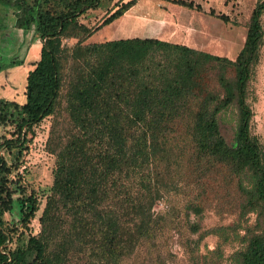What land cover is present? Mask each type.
<instances>
[{"label":"trees","instance_id":"trees-1","mask_svg":"<svg viewBox=\"0 0 264 264\" xmlns=\"http://www.w3.org/2000/svg\"><path fill=\"white\" fill-rule=\"evenodd\" d=\"M100 1L0 0L14 28L40 42L25 76L23 102L0 101V126L9 127L0 136V264H143L138 251L145 244L155 250L161 227L152 200L177 194L181 185L199 189L185 205L193 216L200 218L205 190L213 186L234 216L231 225L201 233L197 224L188 225L198 234L185 245L188 264H222V247L233 242L239 248L228 264H264V148L250 133L247 104L264 35V0L251 10L233 60L153 38L82 45L137 0L121 1L97 27L87 28L80 18ZM157 1L200 11L189 0ZM76 35L82 39L66 59L60 40ZM4 55L0 49V68L15 63ZM61 104L67 121L61 133L52 127L47 138L54 167L39 231L26 235L39 203L11 175L21 167L34 128L56 116ZM229 110L236 118L231 143L219 132V115ZM14 204L21 231L4 220ZM209 235L218 242L200 254V241ZM145 259L167 264L155 251Z\"/></svg>","mask_w":264,"mask_h":264},{"label":"rangeland","instance_id":"rangeland-1","mask_svg":"<svg viewBox=\"0 0 264 264\" xmlns=\"http://www.w3.org/2000/svg\"><path fill=\"white\" fill-rule=\"evenodd\" d=\"M121 1L125 3L128 0H101L96 9L88 11L80 18V23L91 29L97 27ZM189 1L199 6L200 11L183 9L157 0H137L119 19L97 30L83 41L82 45L119 39L153 38L233 60L243 44L250 12L260 0ZM209 13L214 16H210ZM215 16H224L226 22ZM13 23L14 18L10 9L0 6V49L4 51L6 62L15 60L13 65L0 68V101H14L21 104L25 76L38 58L40 42L31 32L22 34L23 32L14 28ZM260 23L264 31V14ZM81 39V35L61 38L60 55L67 59L74 44ZM247 104L252 114L250 133L264 148V35L259 49L258 63L248 84ZM63 105L58 108L56 116L42 120L34 128L35 136L28 145L21 167L17 170V175L15 173L11 175V179L16 180L27 193L33 191L39 203L35 218L30 222L27 231H24L26 235H35L39 231L37 218L51 185L54 167V156L48 152L46 143L52 127L61 133L66 125L67 118ZM235 120L234 110L219 115V132L227 143L232 142ZM8 129L9 127L0 126V136L5 135ZM178 189L177 194L170 191L168 195L152 200L151 211L153 217L160 221L161 227L153 243L155 250L147 248L148 244L142 246L138 251V263L149 264L146 263L145 258L149 252L152 254L155 251L167 261V264H188L185 245L188 241L197 240L198 235L191 234L188 225L197 224L201 233L213 227L228 226L233 223L234 216L227 212L228 209L224 208L223 204H220L224 195L215 186L208 189L209 192L207 188L205 190L208 198L200 218L185 210L186 203L199 194L198 187L181 185ZM216 190L219 192L212 197L211 193ZM17 196L18 192L13 197ZM219 207H222V212H219ZM18 216V205L14 204L12 212L5 214L4 220L8 224L16 225L21 231L17 223ZM252 220L253 216H250L249 221ZM217 242L215 236L205 237L200 241L198 252L204 254L212 250ZM238 248L239 245L234 242L224 245L222 264H228L227 257ZM76 260L70 259L69 264L75 262L77 264L79 261Z\"/></svg>","mask_w":264,"mask_h":264},{"label":"crops","instance_id":"crops-1","mask_svg":"<svg viewBox=\"0 0 264 264\" xmlns=\"http://www.w3.org/2000/svg\"><path fill=\"white\" fill-rule=\"evenodd\" d=\"M175 45H177V44H175Z\"/></svg>","mask_w":264,"mask_h":264}]
</instances>
